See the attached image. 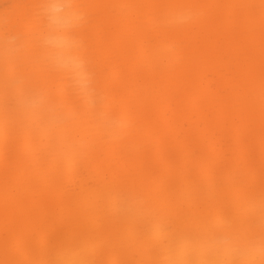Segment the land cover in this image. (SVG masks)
<instances>
[{
    "label": "snow or ice",
    "instance_id": "obj_1",
    "mask_svg": "<svg viewBox=\"0 0 264 264\" xmlns=\"http://www.w3.org/2000/svg\"><path fill=\"white\" fill-rule=\"evenodd\" d=\"M21 7L14 21L5 13L0 64V264H264V0ZM118 32L137 39L122 50ZM221 34L234 40L239 67L225 98L206 110L209 154L170 159L154 119L161 97L130 87V73L179 79L197 41ZM21 130L34 146L25 166L13 158ZM129 140L160 163L117 167L103 148ZM85 163L101 177L84 205L89 226L42 242L35 226L43 210L29 205L30 187L42 169Z\"/></svg>",
    "mask_w": 264,
    "mask_h": 264
},
{
    "label": "bare ground",
    "instance_id": "obj_2",
    "mask_svg": "<svg viewBox=\"0 0 264 264\" xmlns=\"http://www.w3.org/2000/svg\"><path fill=\"white\" fill-rule=\"evenodd\" d=\"M35 0H0V64L3 62L4 17L23 16L21 6ZM91 3H157L168 0H87ZM202 3H259V0H197ZM181 39L193 40L192 36ZM114 42L126 49L137 39L131 32H118ZM64 41H51V46ZM197 50L179 79L159 73L133 70L128 84L142 93L160 96L154 109V119L160 131L159 142L163 153L170 159L191 162L194 152L209 154L208 132L210 124L206 110L220 103L233 85V75L238 70L234 58V40L227 35L202 37L197 41ZM2 89V83H0ZM20 139L13 146V158L19 166L30 162L33 145L28 133L21 130ZM112 162L125 170H137L147 165H158L159 157L145 153L142 144L129 140L103 148ZM100 172L95 164H79L73 167H58L52 175L41 170L29 190V205L43 211L36 224L41 241L67 239L84 231L89 225L84 205L93 197L100 182ZM3 153L0 139V242L3 236ZM106 229H115L114 221H102ZM152 253H143L138 258H152ZM2 258V250H0ZM259 257L257 256V259Z\"/></svg>",
    "mask_w": 264,
    "mask_h": 264
}]
</instances>
